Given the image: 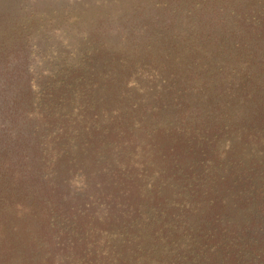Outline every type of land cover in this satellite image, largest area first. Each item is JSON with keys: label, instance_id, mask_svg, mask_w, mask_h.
I'll return each mask as SVG.
<instances>
[{"label": "trees", "instance_id": "trees-1", "mask_svg": "<svg viewBox=\"0 0 264 264\" xmlns=\"http://www.w3.org/2000/svg\"><path fill=\"white\" fill-rule=\"evenodd\" d=\"M230 10H213L210 16L219 26L207 35L217 30L220 39L215 63L179 74L169 70L177 67L160 70L161 77L174 78L168 93L181 120L180 125L172 121L169 130L178 137L175 145L127 118L108 129L83 119V129L75 131L72 83L52 90L44 111L33 110L34 94L26 81L16 88L26 87L23 95L5 93L0 101V264L93 263L98 255L103 258L96 238L102 222L147 227L154 222L147 203L166 206L171 195L186 192L193 193L196 204L176 231L189 237L183 244L188 263L264 264V14L248 5ZM222 137L238 140L224 156L217 150ZM258 143L263 157L247 159L248 145ZM140 150L148 158L133 162ZM157 170L167 182L152 185L150 196L141 176ZM172 210L159 213L162 220L154 225L165 227Z\"/></svg>", "mask_w": 264, "mask_h": 264}, {"label": "rangeland", "instance_id": "rangeland-1", "mask_svg": "<svg viewBox=\"0 0 264 264\" xmlns=\"http://www.w3.org/2000/svg\"><path fill=\"white\" fill-rule=\"evenodd\" d=\"M247 5L257 9L259 16L264 14V0H0V101L5 93L9 98L23 95L26 87L16 88L19 81H26L34 94L33 110L44 111L50 106L52 90L72 83L70 116L75 131L83 129L79 126L83 119L108 129L127 118L135 125H148L151 135L159 134V141L175 145L178 137L169 130L172 121L180 125L181 120L175 113L178 104L168 93L174 78L161 77L160 70L177 67L169 70L179 74L181 69L200 71L201 66L215 63L217 30L207 36L213 26L219 27L210 21L212 11L230 12ZM206 22L210 24L200 25ZM217 142L224 156L238 140L222 137ZM260 144L248 145L247 159L263 157ZM147 158L148 153L140 150L133 162ZM160 172L145 171L141 176L150 196L152 185L167 182L158 177ZM80 183L76 179V186ZM192 197L191 192L174 193L166 206L147 203L146 212L154 221L147 227L102 222L103 232L96 238L103 258L73 263L191 264L185 260L183 245H188L189 237H180L182 232L176 228H184L187 210L196 204ZM169 207L173 215L166 226L154 225L162 220L157 215ZM129 241L136 245L125 243Z\"/></svg>", "mask_w": 264, "mask_h": 264}]
</instances>
